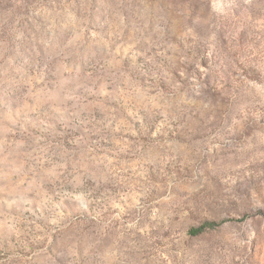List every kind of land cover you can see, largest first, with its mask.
Here are the masks:
<instances>
[{"label": "rangeland", "instance_id": "374dc122", "mask_svg": "<svg viewBox=\"0 0 264 264\" xmlns=\"http://www.w3.org/2000/svg\"><path fill=\"white\" fill-rule=\"evenodd\" d=\"M0 264H264V0H0Z\"/></svg>", "mask_w": 264, "mask_h": 264}, {"label": "trees", "instance_id": "16d2710c", "mask_svg": "<svg viewBox=\"0 0 264 264\" xmlns=\"http://www.w3.org/2000/svg\"><path fill=\"white\" fill-rule=\"evenodd\" d=\"M216 223L215 222H207L205 224V226H202L201 228H198V229H195V230H192L193 233H198L200 232L202 229H204L205 227H212L213 225H215Z\"/></svg>", "mask_w": 264, "mask_h": 264}]
</instances>
